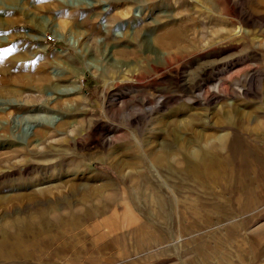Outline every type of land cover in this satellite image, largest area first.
<instances>
[{
    "label": "rangeland",
    "instance_id": "obj_1",
    "mask_svg": "<svg viewBox=\"0 0 264 264\" xmlns=\"http://www.w3.org/2000/svg\"><path fill=\"white\" fill-rule=\"evenodd\" d=\"M1 184L0 264H264V0H0Z\"/></svg>",
    "mask_w": 264,
    "mask_h": 264
},
{
    "label": "bare ground",
    "instance_id": "obj_2",
    "mask_svg": "<svg viewBox=\"0 0 264 264\" xmlns=\"http://www.w3.org/2000/svg\"><path fill=\"white\" fill-rule=\"evenodd\" d=\"M44 134H46V132ZM216 140L221 141L220 143L222 147L225 148V144H224L225 138L218 137ZM35 142H37L36 143L37 147L41 145L40 139L35 140ZM209 144L208 145H205L203 143L197 144L196 145L197 148L195 149V154L193 157H190L189 155L190 154L189 148L191 147L188 148L186 145H182L179 148L181 157H175L173 159L158 158L156 159V161L154 160L155 165L158 168H160L162 171L166 170L167 169L166 165L168 164L170 166L171 162L176 164L178 168H181V171L179 174L172 172L173 174L169 176L171 177L170 181L178 180L177 181L178 183L179 182L189 183V182L194 181L195 183L202 184V185L203 184L206 185L209 183L223 182L228 178L226 167L227 165H229L228 160L230 158L220 156L217 153L218 151L215 152L214 151L215 149L213 150L214 145H209ZM39 153L40 152H37V151L35 152V154H39ZM29 168H30L29 166L27 168L24 167L22 168V170L26 171ZM42 168L45 170L49 169L48 166L42 167ZM160 176H163V174H161ZM145 178H144V182H145ZM163 180H167V179L163 178ZM35 185L37 184H32V186H35ZM32 186H30L29 188H31ZM4 190H6V185L1 184L0 193L4 192ZM40 193L38 195H40ZM166 206L168 207V209ZM158 209H159V213L161 212L165 215H169L173 213V206L164 201H160L158 203ZM167 210H169V212H167ZM157 213H158V210H157ZM149 217L151 216H147V217L144 216L145 219ZM134 223L135 221L132 222V224ZM40 235H41L40 228L36 225L35 222H32L30 220H26V221L24 220V222L19 221V223H13V224H5L3 226L0 225V249L7 250V247H10V248L13 247L12 249L18 250L21 247H30L31 245H33L34 240H36ZM20 257L25 259V258H28V255L23 254V255H20Z\"/></svg>",
    "mask_w": 264,
    "mask_h": 264
}]
</instances>
